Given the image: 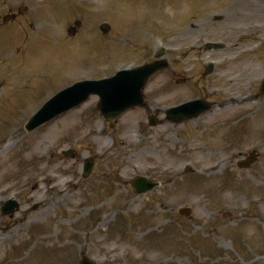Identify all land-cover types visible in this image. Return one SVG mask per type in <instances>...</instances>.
Returning a JSON list of instances; mask_svg holds the SVG:
<instances>
[{
  "label": "rangeland",
  "instance_id": "obj_1",
  "mask_svg": "<svg viewBox=\"0 0 264 264\" xmlns=\"http://www.w3.org/2000/svg\"><path fill=\"white\" fill-rule=\"evenodd\" d=\"M256 2L257 6L246 0H35L28 6V17L41 20L44 14L68 13L70 20H81L76 37L67 38L66 26L72 24L68 18L49 15L50 32L43 25L36 35L21 24L0 30V141L12 129L18 135L17 144L0 155V193L17 198L20 205L0 220V233L6 237L0 242V264H77L79 252L100 258V264H150L162 251L164 257L174 252L177 256L159 264H264V100L253 97L258 89L253 78L264 71V44L243 58H233L234 49L264 34L237 29L264 20V0ZM5 11L0 7V13ZM214 15L221 19L212 20ZM104 21L109 31L100 35L97 28ZM157 37L180 50L165 54L167 69L145 84L146 102L161 109L184 97L200 96L214 103L210 111L183 124L151 128L145 124L144 109L134 108L117 118L106 137H97L103 125L95 99L90 98L54 125L23 132L24 122L47 93L75 79L106 75L127 62H142L145 49L152 48ZM197 37L223 40L226 47L212 53L200 48L186 51L184 46ZM206 58L223 62L204 75L201 62ZM22 72L24 83L17 79ZM29 75H35L34 81L39 77L34 88ZM40 76L50 82L45 84ZM215 87L224 92L212 95L209 88ZM229 96L241 104L216 112L215 103ZM140 122L145 139L136 144L129 130ZM110 138L113 146L105 151L103 144ZM170 138L174 146L164 143ZM68 145L75 148L73 157L59 156L58 150ZM215 148L218 152L204 157ZM252 150L260 156L249 169H234L232 160L224 171L206 173L218 156H244ZM91 154L98 156L93 172L80 179L79 163ZM186 160L191 173L162 174L163 167H177ZM61 172L73 186L55 194L57 187L45 202L39 179L47 174L59 182ZM140 173L161 185L133 197L126 181ZM181 207L191 210L188 218L178 215ZM117 211L107 226L98 227V221Z\"/></svg>",
  "mask_w": 264,
  "mask_h": 264
},
{
  "label": "bare ground",
  "instance_id": "obj_2",
  "mask_svg": "<svg viewBox=\"0 0 264 264\" xmlns=\"http://www.w3.org/2000/svg\"><path fill=\"white\" fill-rule=\"evenodd\" d=\"M6 152H7V151H6ZM4 153H5V152H4ZM4 153H3V154H4ZM3 154H2V155H3ZM242 208H244V207H242ZM242 208L239 209V212H241V213L244 212V211L242 210Z\"/></svg>",
  "mask_w": 264,
  "mask_h": 264
}]
</instances>
